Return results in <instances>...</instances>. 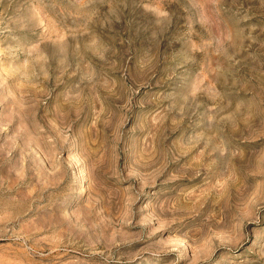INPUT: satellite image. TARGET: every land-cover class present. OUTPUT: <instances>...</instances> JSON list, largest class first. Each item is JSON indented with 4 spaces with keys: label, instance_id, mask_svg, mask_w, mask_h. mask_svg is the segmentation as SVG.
Listing matches in <instances>:
<instances>
[{
    "label": "rangeland",
    "instance_id": "rangeland-1",
    "mask_svg": "<svg viewBox=\"0 0 264 264\" xmlns=\"http://www.w3.org/2000/svg\"><path fill=\"white\" fill-rule=\"evenodd\" d=\"M0 264H264V0H0Z\"/></svg>",
    "mask_w": 264,
    "mask_h": 264
}]
</instances>
